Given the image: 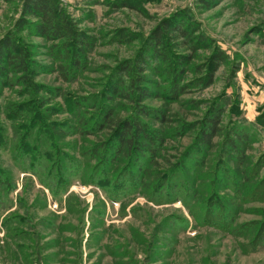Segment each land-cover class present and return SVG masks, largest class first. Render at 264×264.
<instances>
[{
    "label": "rangeland",
    "instance_id": "obj_1",
    "mask_svg": "<svg viewBox=\"0 0 264 264\" xmlns=\"http://www.w3.org/2000/svg\"><path fill=\"white\" fill-rule=\"evenodd\" d=\"M22 2L0 0V42L32 48L36 85L0 83V264H264V0H59L93 43L67 80ZM135 118L143 137L118 145Z\"/></svg>",
    "mask_w": 264,
    "mask_h": 264
},
{
    "label": "trees",
    "instance_id": "obj_2",
    "mask_svg": "<svg viewBox=\"0 0 264 264\" xmlns=\"http://www.w3.org/2000/svg\"><path fill=\"white\" fill-rule=\"evenodd\" d=\"M21 15L22 20L27 17L34 19L32 22H27L28 27L31 28L33 36L43 38L47 41L60 42V44H58L56 48L64 53V58L66 60V64L61 66V73L62 75H64L65 80H67L66 77L69 76L66 69H69V71L73 70L74 72H77L79 69H83L85 67L86 62L84 55L91 52L93 43L90 42L86 34L78 28L76 22L66 14L59 0H23ZM22 24L23 23H21V20L20 23L19 21L17 22L18 27L17 30H15L16 32H21L24 30V25ZM179 33L184 36L187 35L182 31V29H180ZM158 36L159 35L156 31L155 38L153 39L154 43H157ZM31 49L32 48H27L18 40H15L12 36L7 37L4 41L0 42V83H3L2 85H10L14 81L16 82V84L25 81L31 83L32 87L36 86L31 82L33 78L32 67L35 64ZM224 61L225 57L221 52L214 51L210 55V57L208 58L210 71L209 81L206 87L211 85L213 81V75ZM129 68H135L137 72H140V70H142L139 64L134 63V67L128 66L124 69V72L129 73ZM10 74L17 75V77L9 78L8 75ZM137 79L140 80L138 81V86L134 84V81L132 84L138 89L136 91L138 95L136 101H142L143 99H146V97L149 95V92L148 90H144V88L140 86L143 83L142 80L144 78L138 77ZM137 105L139 111L138 114L147 117L153 116L152 111H149V109H146L139 103ZM223 113L224 110L222 108L214 106L209 110L204 119L198 142L206 149H210V147L212 146V139L220 130ZM110 115L111 114H107L105 119H109ZM159 119H165L163 117V114ZM116 127V133L119 134L118 145H121L123 147H134V143L137 142V139L139 137H143L142 133H145L142 123L137 118L133 119L132 121H120L116 124ZM237 138L247 145L248 142L246 140V136L238 134ZM147 139L148 141H150L149 136L147 137ZM228 141L229 142H227V150L230 154V157L228 158L231 159V157L234 156L235 153L239 154L240 151L237 144H235L233 140ZM141 150H144L145 154L147 153L145 148H142ZM149 155L152 156L154 155V153L151 151L149 152ZM235 162L238 165H243L245 162V156L243 154H240L239 157L235 158ZM248 177L249 175L245 174L243 179L244 182L249 181ZM263 181H261V183ZM5 182L0 176V187ZM111 189L113 190V188ZM114 191H117L116 188Z\"/></svg>",
    "mask_w": 264,
    "mask_h": 264
}]
</instances>
